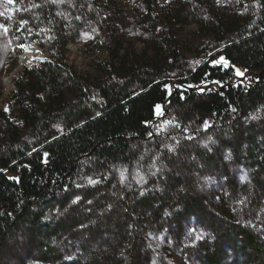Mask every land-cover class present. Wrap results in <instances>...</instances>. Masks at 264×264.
I'll list each match as a JSON object with an SVG mask.
<instances>
[{"label": "rangeland", "instance_id": "374dc122", "mask_svg": "<svg viewBox=\"0 0 264 264\" xmlns=\"http://www.w3.org/2000/svg\"><path fill=\"white\" fill-rule=\"evenodd\" d=\"M261 3L262 0H0V25L7 28L5 32L0 27V112L18 126L17 107L12 101L14 80L23 70L55 61L58 45L63 42H67L65 64L74 78H80L77 84L69 85V101H75L74 92L81 94V99L98 100L100 87L106 83L121 85L129 78L126 72L158 80L166 78L174 93L223 49L224 43L212 31L215 26L235 22L239 27L255 29ZM28 52L34 59L21 68L20 57ZM157 114L151 127L178 164L170 162L158 167L152 151L134 164L116 165L109 170L83 164L70 200L55 204L47 213L49 221L60 227L53 243H40L28 233L18 234L0 252V264H81L84 246L87 264L94 257L104 261L114 256L120 242V234H114L118 231L116 224L103 221H124L118 204L119 190L139 196L152 192L159 197L161 186L171 183L184 186L183 194L194 196L200 209L193 215L183 240H173L176 235L170 234L172 228L170 232L167 229V212L159 220L163 222L161 227L145 232L153 255L151 264H210L196 254L205 240L220 246L223 256H229L227 264H260L264 257L258 258L247 247L241 233L252 235L264 248V189L256 186L246 154V143L264 133V107L248 120L228 126L213 123L204 127L196 121H185L182 115L169 113L167 105ZM22 141H28L27 136ZM183 142L190 143L182 145ZM104 175L114 183L108 197L115 207L112 204L109 213L101 208L105 196L81 192V186ZM168 205L177 204L174 201ZM81 224L85 228L98 227L95 230L101 232L97 237L93 233L81 235Z\"/></svg>", "mask_w": 264, "mask_h": 264}, {"label": "trees", "instance_id": "16d2710c", "mask_svg": "<svg viewBox=\"0 0 264 264\" xmlns=\"http://www.w3.org/2000/svg\"><path fill=\"white\" fill-rule=\"evenodd\" d=\"M261 4L255 29L239 27L235 22L211 27L224 43L223 49L192 73L182 86L176 87L174 93L170 92L166 78L158 80L126 72L129 78L121 85L103 84L98 90V100L81 99V94L74 92L75 101H69V85L77 84L80 78H74L65 64L67 42L58 45L55 61L23 70L14 80L16 91L12 97L18 126L0 112V252L18 234L28 233L43 244L52 242L60 227L49 221L47 213L55 204L70 200L73 183L85 163L109 170L116 165L134 164L147 151H152L158 167L170 162L178 164L177 160L173 161V152H169L151 127L158 118L159 108L167 105L169 113H178L185 121H196L204 127L213 123L236 125L263 108L264 0ZM221 57L228 62L227 66L216 63ZM237 69L241 74H237ZM202 86L207 87L198 91ZM260 134L263 135L246 143V154L247 166L255 173L256 186L264 189V133ZM24 136L28 141H22ZM185 143L190 142L181 144ZM189 156L187 153L186 158ZM91 181L95 183L81 186V192L105 196L100 206L109 213L112 204L115 207L108 197L114 183L106 175ZM165 185L161 186L159 197L152 192L139 196L119 190L118 204L124 221H103L116 224L118 231L114 234H120V242L114 248V256L103 261L100 253L96 255L101 257L100 261L94 257L89 264H151L153 255L145 232H155L161 227L163 222L159 220L165 212L169 214L167 229L170 232L172 228L170 234L176 235L173 240L185 239L200 203L194 196L183 194L184 186ZM174 201L177 205L169 207ZM97 228H85L81 224V235L93 233L97 237L101 232ZM241 236L258 258L264 257V248L252 235L241 233ZM201 245L196 250L200 260L227 264L229 256H223L220 246L207 240ZM85 248L81 250V264L89 261L88 255L82 253Z\"/></svg>", "mask_w": 264, "mask_h": 264}, {"label": "bare ground", "instance_id": "6f19581e", "mask_svg": "<svg viewBox=\"0 0 264 264\" xmlns=\"http://www.w3.org/2000/svg\"><path fill=\"white\" fill-rule=\"evenodd\" d=\"M24 56L20 57V65H21V68L22 67H25L26 65H28V63L32 62L33 59H34V55L32 53H24L23 54Z\"/></svg>", "mask_w": 264, "mask_h": 264}, {"label": "snow or ice", "instance_id": "6c2138e0", "mask_svg": "<svg viewBox=\"0 0 264 264\" xmlns=\"http://www.w3.org/2000/svg\"><path fill=\"white\" fill-rule=\"evenodd\" d=\"M13 2V0H8V3H12ZM0 15H2V13H0ZM26 23V22H25ZM0 27H2V28H4V31L5 32H7V28L6 27H4L3 25H0ZM217 63H223L224 64V66H227V64H228V62L226 61V60H224V58L223 57H221V60L220 61H218ZM237 74H241L240 72H239V70L237 69ZM159 107V106H158ZM5 111H8V109L7 108H5ZM90 183H95V181H89Z\"/></svg>", "mask_w": 264, "mask_h": 264}]
</instances>
